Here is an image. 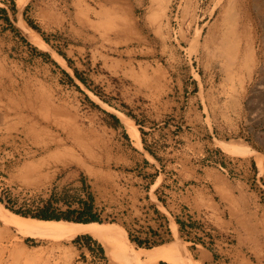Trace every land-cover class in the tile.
<instances>
[{
  "label": "rangeland",
  "instance_id": "374dc122",
  "mask_svg": "<svg viewBox=\"0 0 264 264\" xmlns=\"http://www.w3.org/2000/svg\"><path fill=\"white\" fill-rule=\"evenodd\" d=\"M263 5L0 0V264H264ZM89 196L134 263L10 226Z\"/></svg>",
  "mask_w": 264,
  "mask_h": 264
},
{
  "label": "bare ground",
  "instance_id": "6f19581e",
  "mask_svg": "<svg viewBox=\"0 0 264 264\" xmlns=\"http://www.w3.org/2000/svg\"><path fill=\"white\" fill-rule=\"evenodd\" d=\"M263 8L261 9L264 10ZM20 28L22 29V32L24 33V35L27 37V39L30 42L38 43L40 45H47L26 24H23L22 26H20ZM57 57L63 61V59L60 56L57 55ZM132 134L133 136H136V132L134 130H132ZM8 220L12 228H15L21 232H25L27 234L36 235V236L38 235L56 236V235H67V234H74V233H88L89 235L99 240L103 244V246L106 249V254L109 256L110 259H115L116 256L119 257V255H123V258L126 259V263L127 262L134 263L135 258L138 256V253L136 252L133 253L130 250L124 248L122 244L115 237H113L111 234L106 232L97 222L88 223V224H79V223H72L68 221L37 220V219L23 218L18 215H14V214H8ZM164 247L165 246L159 247V249L157 250L156 249L155 250L143 249L142 251L145 257L140 261V263H136V264H144V263L145 264H155L159 259H163L167 256L170 257L171 252L168 253ZM179 264H191V260L186 261L182 259V261Z\"/></svg>",
  "mask_w": 264,
  "mask_h": 264
},
{
  "label": "trees",
  "instance_id": "16d2710c",
  "mask_svg": "<svg viewBox=\"0 0 264 264\" xmlns=\"http://www.w3.org/2000/svg\"><path fill=\"white\" fill-rule=\"evenodd\" d=\"M3 12H5V10ZM115 119L117 123H119V119H117L116 117ZM12 211L17 215L26 218L30 217L32 219H38V220H56V221L64 220L79 224L101 222L98 215L94 213V201L92 196H89V200H82L81 207L75 210L69 209L64 212H58L52 203H47L45 206L40 207L37 212H28L22 210H12ZM117 238L120 239L119 236H117Z\"/></svg>",
  "mask_w": 264,
  "mask_h": 264
},
{
  "label": "crops",
  "instance_id": "0c3cea01",
  "mask_svg": "<svg viewBox=\"0 0 264 264\" xmlns=\"http://www.w3.org/2000/svg\"><path fill=\"white\" fill-rule=\"evenodd\" d=\"M203 256L210 258V257H209V254H207L206 252L203 253Z\"/></svg>",
  "mask_w": 264,
  "mask_h": 264
}]
</instances>
